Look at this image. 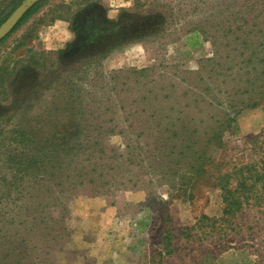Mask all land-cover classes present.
<instances>
[{"label": "rangeland", "instance_id": "obj_1", "mask_svg": "<svg viewBox=\"0 0 264 264\" xmlns=\"http://www.w3.org/2000/svg\"><path fill=\"white\" fill-rule=\"evenodd\" d=\"M9 35L0 264H264V189L214 185L264 157V0H47Z\"/></svg>", "mask_w": 264, "mask_h": 264}, {"label": "trees", "instance_id": "obj_2", "mask_svg": "<svg viewBox=\"0 0 264 264\" xmlns=\"http://www.w3.org/2000/svg\"><path fill=\"white\" fill-rule=\"evenodd\" d=\"M23 1L24 0L13 1L10 13L5 17H1L2 20L0 21V24L3 23L10 16V14L23 3ZM46 1L47 0H42L33 8H31L14 29V31L29 21L33 15H35L40 10ZM67 10L70 9L67 8ZM63 18L64 17H62V15H57L54 19L63 20ZM9 36L10 35L1 41L0 45ZM217 137L218 135L216 134L213 136V139L210 142L211 145H214L213 141L217 139ZM205 156L206 155L204 154L201 155L194 162V165L190 167L189 175L190 173L191 175L184 185V195L192 197L194 190L197 189L199 183L208 177ZM208 160L211 161V158ZM260 163V165L254 164L240 167L236 166V169H234L231 174L220 176L216 181L217 183L214 184L222 193V199L225 205L224 213L226 215H237L239 212L243 211L244 207H248L250 205L255 206L258 200L261 198L262 189H264V157ZM34 164L35 159L29 158L28 166H34Z\"/></svg>", "mask_w": 264, "mask_h": 264}, {"label": "water", "instance_id": "obj_3", "mask_svg": "<svg viewBox=\"0 0 264 264\" xmlns=\"http://www.w3.org/2000/svg\"><path fill=\"white\" fill-rule=\"evenodd\" d=\"M42 0H26L0 26V42L11 34L27 12Z\"/></svg>", "mask_w": 264, "mask_h": 264}]
</instances>
